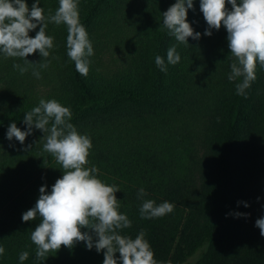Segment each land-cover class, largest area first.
I'll use <instances>...</instances> for the list:
<instances>
[{"label": "trees", "instance_id": "1", "mask_svg": "<svg viewBox=\"0 0 264 264\" xmlns=\"http://www.w3.org/2000/svg\"><path fill=\"white\" fill-rule=\"evenodd\" d=\"M35 2L26 0L29 9ZM175 2L78 0L80 22L94 49L87 77L67 55L65 25L48 24L54 47L43 61L48 67L37 69L39 79L30 66L23 75L13 68L24 65L22 59L0 53V246L5 249L0 264H21L24 251L29 257L22 264L104 261L103 252L88 250L84 242L36 258L30 236L40 218L24 222L22 214L35 206L40 187L46 184L50 192L63 172L43 151V142L35 144L41 130L33 128L24 144L6 134L11 123L27 131L24 115L41 99L70 109V122L92 143L85 167L95 166L98 179L120 189L118 211L131 221L121 234L135 238L144 230L155 260L186 264L201 251L188 264H264V236L255 226L264 217V68L257 61L256 79L245 95H237L235 82L228 80L226 29L203 35L201 0H193L187 20L202 36L179 43L162 27V13ZM39 6L47 17L59 0H40ZM38 31L39 26L30 37ZM171 46L181 57L176 65L167 62ZM157 55L167 72L156 66ZM27 59L43 58L37 51ZM29 144L33 148L24 151ZM140 188L147 193L143 199L168 201L173 211L142 219ZM235 212L250 216L228 215Z\"/></svg>", "mask_w": 264, "mask_h": 264}, {"label": "clouds", "instance_id": "2", "mask_svg": "<svg viewBox=\"0 0 264 264\" xmlns=\"http://www.w3.org/2000/svg\"><path fill=\"white\" fill-rule=\"evenodd\" d=\"M226 3L231 4V10L226 8ZM39 5L40 0H36L29 9L26 0H0V53L6 58L22 59L24 65L15 63L13 68L23 75L30 66L33 68L32 75L39 79L41 74L37 69L48 67V63L43 61L47 60L49 50L54 47V37L46 35L48 24L65 25L67 55L75 63L76 71L87 77L91 63L88 58L94 55V49L86 28L80 22L78 0H59L55 14L49 10L47 17L44 8ZM189 9L194 10L193 0H176L162 13L163 29L185 45H189V37L199 40L202 36L187 20ZM200 11L207 24L203 35L210 37L213 30L219 31L222 26L226 29L232 59L228 80L235 82L237 95H245L246 89L256 79L257 61L264 68V0H240L239 3L237 0H201ZM38 26L35 37H30L29 32ZM37 51L42 61L27 59ZM180 60L176 47H169L168 64L176 65ZM155 64L162 72H167L162 56L155 57ZM71 119L72 113L68 107L55 99H41L38 106L24 115L23 123L27 125V131H22L16 123H11L7 129V139L11 141L15 138L20 144H24L33 128L41 130L44 135L35 144L43 142V151L55 159L63 172L50 192L46 184L40 187L35 206L22 214L24 222L40 218L30 236L36 246L37 260H44L48 253L57 252L61 246L71 249L76 243L84 242L88 250L95 248L97 252H103V264H118V259L121 264H164L154 259L144 230L135 238L121 234L131 227V221L126 214L118 211L115 193L120 189L98 179L95 166L85 167L89 163L92 143L87 135L78 132ZM217 120L219 122V117ZM32 148L33 145L29 144L24 151ZM146 195L144 188L138 190L137 198L142 200L139 209L142 219L163 217L173 211L172 203L164 201L157 204L155 200L143 199ZM248 206L245 203V207ZM228 215L236 218L250 216L249 213L240 212ZM255 226L264 236V217L258 218ZM4 252L5 249L0 246V255ZM116 253L120 254L118 259ZM28 257L27 251L21 252V264Z\"/></svg>", "mask_w": 264, "mask_h": 264}, {"label": "rangeland", "instance_id": "3", "mask_svg": "<svg viewBox=\"0 0 264 264\" xmlns=\"http://www.w3.org/2000/svg\"><path fill=\"white\" fill-rule=\"evenodd\" d=\"M200 253H201V251L197 252L194 256H192V257L188 260V262H187L186 264L190 263L191 261H195V260L199 257Z\"/></svg>", "mask_w": 264, "mask_h": 264}]
</instances>
